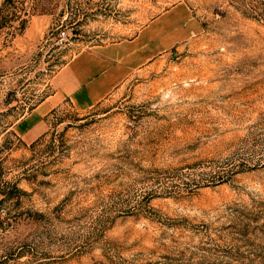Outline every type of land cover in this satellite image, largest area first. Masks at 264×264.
Here are the masks:
<instances>
[{"label": "rangeland", "instance_id": "374dc122", "mask_svg": "<svg viewBox=\"0 0 264 264\" xmlns=\"http://www.w3.org/2000/svg\"><path fill=\"white\" fill-rule=\"evenodd\" d=\"M179 1L190 39L17 126L77 52ZM0 264H264V0H0Z\"/></svg>", "mask_w": 264, "mask_h": 264}, {"label": "crops", "instance_id": "0c3cea01", "mask_svg": "<svg viewBox=\"0 0 264 264\" xmlns=\"http://www.w3.org/2000/svg\"><path fill=\"white\" fill-rule=\"evenodd\" d=\"M200 29L186 1H179L150 19L130 36L87 46L51 80V92L17 124L34 138L44 117L63 102L87 110L103 103L137 71L190 39Z\"/></svg>", "mask_w": 264, "mask_h": 264}, {"label": "built area", "instance_id": "2783aa9c", "mask_svg": "<svg viewBox=\"0 0 264 264\" xmlns=\"http://www.w3.org/2000/svg\"><path fill=\"white\" fill-rule=\"evenodd\" d=\"M61 35H62L63 38H67L68 33H67L66 30H63V31L61 32Z\"/></svg>", "mask_w": 264, "mask_h": 264}]
</instances>
